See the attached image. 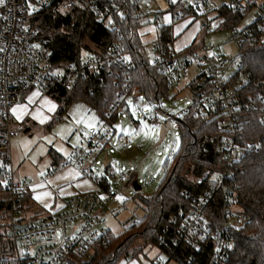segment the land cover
I'll use <instances>...</instances> for the list:
<instances>
[{
    "label": "built area",
    "instance_id": "built-area-1",
    "mask_svg": "<svg viewBox=\"0 0 264 264\" xmlns=\"http://www.w3.org/2000/svg\"><path fill=\"white\" fill-rule=\"evenodd\" d=\"M128 1L140 6L142 14L147 15L151 7L144 0ZM52 2L53 0H4L0 4V174L10 198V233L7 239L11 244V257L0 256V264L85 263L93 257L98 242L114 236L108 226L107 215L112 204L117 201L118 193L104 190L99 178L93 177L89 168L92 158L104 148L106 139L113 132L112 128L104 131L90 126L84 137V144L76 148L64 163L45 173L49 175L67 166H76L82 170L84 177L95 179L98 186L94 190L70 195L62 209L39 219L23 215L21 208L22 194L32 180L16 176L12 138L18 135L19 129L12 116V107L31 89L47 92L58 83L70 86L85 71L97 72L113 61L128 63L121 33L119 39L107 47L106 57L87 55L77 65L64 66L53 62L48 47L49 39H39V29L30 28L28 23L29 15L35 8ZM165 2L172 8L174 19L184 18L188 11L197 18H202V41L181 51H167L159 47L156 39L148 63L166 71L169 90L175 88L181 79L188 77L191 67L196 68L197 74L189 84L194 102L183 113L193 109L197 114L218 122L220 134L213 141L217 151L223 154L218 168H208L190 176L192 181L202 187L197 191L187 190L191 208L180 207L172 216L175 224L174 242L191 245L195 249L211 243L209 264H227L233 248L231 226L239 225L244 214V210L236 202L234 186L230 182L234 175L233 167L244 155L262 148L260 140H245V120L241 114L258 107L259 102H264V96L244 98L240 87L245 83L241 68L247 44L264 43V0H221L220 8L225 7L233 13L234 18H227L217 7V17L221 18L218 26L212 17L213 0ZM75 7L85 6L81 0H63L60 4L62 12L71 11ZM249 13H252L251 19L244 23ZM102 14L103 7L100 6L97 8V15ZM152 23L157 28L161 25L160 14L155 13ZM217 30L228 32L225 43L233 44V50L223 52L220 45L206 42L209 32ZM130 66L133 68V65ZM154 104L155 108L148 119L153 124L163 125L165 123L158 111L162 103ZM260 111V120L264 122V107ZM136 177V169L125 171L121 188L134 186ZM216 196L222 197V213L219 218L206 210ZM16 225L23 226L17 228ZM0 236V244L5 246L6 239L1 234ZM156 246L159 250L168 246L167 239L161 237ZM151 264L164 262L155 259Z\"/></svg>",
    "mask_w": 264,
    "mask_h": 264
},
{
    "label": "trees",
    "instance_id": "trees-1",
    "mask_svg": "<svg viewBox=\"0 0 264 264\" xmlns=\"http://www.w3.org/2000/svg\"><path fill=\"white\" fill-rule=\"evenodd\" d=\"M62 1L53 0L47 6L35 8L28 19L30 28L39 29V39H49L48 47L53 62L64 66L77 65L87 55L106 57L107 47L118 40L121 33L128 63L113 61L97 72L85 71L70 86L58 83L51 87L46 93L57 101L59 113L62 112V116L57 114L52 119L54 123L64 118L63 113L72 101L87 103L109 122L118 116L130 94H144L153 103L160 102L164 95L168 96L166 71L148 63L150 54L141 40L139 29L151 23L152 19L140 12V6L128 0H81L84 8L75 7L62 12ZM100 6L103 7L102 16L97 15ZM222 10L221 14L227 12L229 19L233 18V13L225 8ZM190 13L188 11L185 15ZM157 41L161 49H173L171 25L161 24L158 27ZM242 61L245 83L240 88L244 98L264 96V43H248ZM263 107L264 102H259L258 107L241 114L245 120V140H260L262 148L244 155L233 167L234 175L230 182L234 186L236 202L244 214L239 225L231 226L233 248L227 264H264V122L260 120ZM175 118L181 130V148L171 161L166 162V174L156 191L150 196L138 195L139 203H143L146 209L144 216L129 226L128 229L132 228L134 233L131 231L125 235V228L121 234L98 242L89 261L74 264H118L123 259L144 255L145 249L156 246L161 237H165L168 242V246H163L161 251L177 264H209L212 244L202 245L198 249L191 245L176 244L172 216L180 207L191 208L187 190L197 191L202 187L192 181L190 176L208 168H218L223 154L217 151L213 140L220 134V129L216 120L203 117L193 109ZM52 155L55 165L67 160L62 157L58 161L55 153L52 152ZM99 180L107 190H111L106 177ZM21 201L24 211L29 204L28 192H23ZM9 205L10 198L0 174V212L7 215ZM206 210L219 218L222 197L216 196ZM123 234L125 237H122ZM119 236L122 238L117 241Z\"/></svg>",
    "mask_w": 264,
    "mask_h": 264
},
{
    "label": "rangeland",
    "instance_id": "rangeland-1",
    "mask_svg": "<svg viewBox=\"0 0 264 264\" xmlns=\"http://www.w3.org/2000/svg\"><path fill=\"white\" fill-rule=\"evenodd\" d=\"M160 1L162 8V0ZM189 1L193 2L194 0ZM220 1L213 0L212 8H220L222 5ZM222 11L220 8L221 13ZM148 15L152 21L155 19L153 17L154 13H151L150 10ZM251 16L252 13H249L243 22H249ZM212 17L215 18L216 26H218V20L221 18L217 17L215 12L212 13ZM226 17L229 18L227 12ZM200 19L202 18L194 20L191 28L196 27ZM227 37L228 32L226 30L210 31L206 42H214L221 46L223 52H228L233 50L234 46L233 44L225 43ZM145 49L148 54H152L153 48L151 44H146ZM124 54L127 55L126 53ZM196 74V68L191 67L188 77L181 79L175 88L168 89V96H162L160 102L163 109L159 108L158 111L161 118L163 117L165 123L163 125L153 124L148 119V115L155 108L154 103L156 101L154 103L150 102L144 94L138 92L130 94L126 98V105L121 107L118 116L109 122L102 119L96 110L87 103L72 101L67 111L63 113V121L60 120L54 123L51 120L47 124L51 115L54 114L50 110V105L42 100L37 101V103L28 102L29 113L25 120L26 126L20 127L18 135L13 136L12 153L15 144L25 152H32L34 156L46 154L47 145H54L61 150L64 149L63 144L66 145L68 142L71 146L76 144L83 145L84 137L90 126L101 128L104 131L112 128L113 132L106 139L104 148L92 158L93 162L97 158V166H95L92 173L93 177L96 178L106 177L110 184L109 188L117 192L118 197L123 198L118 199L117 197V201L112 204L111 211L109 210L107 217L109 220L108 226L114 236L121 234L125 228L126 231L124 233L126 235L133 231L132 228L128 229L129 226L134 221H139L145 214L146 207L143 203H139L138 195L150 196L156 191L166 174V162L168 160L171 161L181 148V130L176 126L175 117L181 115L194 102L193 92L189 84ZM40 91L46 93L43 90ZM57 114L62 116V112L59 113V108L56 109V113L52 117L54 118ZM48 115L50 116L46 119ZM70 149H65L66 153ZM92 163H90V166ZM17 168L19 169V167ZM128 169L137 170L136 180L141 185L140 190H135L134 186H129L125 189L121 188L123 173ZM23 174L22 170H20L16 173V176L17 178H20V176L23 178ZM4 214L0 212V234L6 239V242L5 246L0 244V256L10 258L11 252L9 250L11 244L7 239V235L10 233L9 218L8 213L7 215ZM131 233H134V231ZM125 235L123 234L122 237H125ZM122 237H117V241L121 240ZM156 253H158L157 255L160 254L159 256L164 264H177L174 260H170L168 255L159 250L157 246L145 249L144 256L151 257Z\"/></svg>",
    "mask_w": 264,
    "mask_h": 264
},
{
    "label": "crops",
    "instance_id": "crops-1",
    "mask_svg": "<svg viewBox=\"0 0 264 264\" xmlns=\"http://www.w3.org/2000/svg\"><path fill=\"white\" fill-rule=\"evenodd\" d=\"M144 1H148L151 4L149 10L151 13H154L153 17H155V13H158L161 17V24L163 21L162 25L172 26L173 50L181 51L189 47L193 43L202 41V19H200L196 27L194 26L193 28H191L194 20H197L201 17L197 18L195 15H193L194 13H190L184 18L178 21H174L172 12L171 10H168L169 6L164 0H162V8L160 5V0ZM213 12H215L217 15L218 9L216 7L212 8V13ZM139 34L141 35V40L144 45L151 44L153 46V42L158 38V28L151 22L141 27L139 29ZM41 100L44 103L49 104L50 107L54 105V109L51 108V110L54 112V114L56 113V109L59 108V104L50 95L40 91V89H31L29 91H26L22 95L20 102L12 107V116L19 130L20 127L26 126L25 120L28 117L29 113L27 103H37V101ZM14 109L15 111H13ZM54 114L51 115V118L49 119L47 124L52 120V116ZM49 116L50 115H48L46 119ZM63 120L64 118L62 119V121ZM79 146L81 145L76 144L75 146H71L68 142L66 143V145L63 144L64 149L61 150L54 145H47L46 154L34 156L32 152H25L21 150L17 144L14 145L13 164L16 173L22 170V172L24 173L23 178L32 180L31 185L26 189V192H28L29 194V204L26 205L23 215L32 217L33 219H39L44 216L53 214L54 212H57L64 207L65 200L70 195L78 192L94 190L98 186L94 178L84 177L82 174V170L76 166H67L65 168H62L58 172H52L49 175L45 174L46 172L50 171L52 167L56 166L52 152L55 153V156L59 159L58 161H60L62 157L64 159L70 157V155H72L75 149ZM68 148L70 149V151L66 153L65 149ZM96 160L94 162H90H93L91 166H89L90 170L93 172L95 166H97ZM17 167H19V169ZM20 178L22 177L20 176ZM107 184L110 185L108 180ZM100 185L104 190H107L105 188L106 186H103V184ZM44 193H50V195H44ZM37 196H39L40 199H37ZM45 204H47L48 207H45ZM157 254L158 253L151 257L140 255L141 258H139V256L131 259H123L118 264H151L155 259L162 260L159 256L160 254Z\"/></svg>",
    "mask_w": 264,
    "mask_h": 264
},
{
    "label": "snow or ice",
    "instance_id": "snow-or-ice-1",
    "mask_svg": "<svg viewBox=\"0 0 264 264\" xmlns=\"http://www.w3.org/2000/svg\"><path fill=\"white\" fill-rule=\"evenodd\" d=\"M3 3H4V0H0V4H3ZM54 107H55L54 105L51 106L52 109H54ZM50 110H51V109H50ZM13 111H15V109H14ZM18 118H19V117H18ZM161 119H163V117H162ZM41 122H43V121H41ZM214 178H215V177H214ZM44 195H50V193H44ZM36 198H37V199H40L39 196H37ZM118 199H123V198H122V197H118ZM45 207H48V205L45 204Z\"/></svg>",
    "mask_w": 264,
    "mask_h": 264
},
{
    "label": "water",
    "instance_id": "water-1",
    "mask_svg": "<svg viewBox=\"0 0 264 264\" xmlns=\"http://www.w3.org/2000/svg\"><path fill=\"white\" fill-rule=\"evenodd\" d=\"M134 188H135V190H140L141 189V185L138 184L137 180L134 182ZM22 226L16 225L17 228H22Z\"/></svg>",
    "mask_w": 264,
    "mask_h": 264
}]
</instances>
